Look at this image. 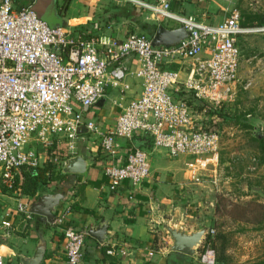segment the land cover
Instances as JSON below:
<instances>
[{"label": "built area", "instance_id": "1", "mask_svg": "<svg viewBox=\"0 0 264 264\" xmlns=\"http://www.w3.org/2000/svg\"><path fill=\"white\" fill-rule=\"evenodd\" d=\"M128 1L149 10L153 19L184 25L189 36L171 46H154L153 38L143 32L125 39L79 38L64 26H50L31 5L17 8L13 0H0V193H14L17 201L5 211L4 229L12 227L6 216L22 215L27 221L33 215L31 201L21 199L23 169L46 164L59 146L72 149L81 126L101 140L109 158L104 174L111 191L139 188L151 175L145 149L134 148L116 163L117 138L130 139L142 132L169 156H194L188 169L193 182H198L200 167L218 160L216 124L221 119L210 109L222 108L236 95L240 38L264 32V26L243 25L236 9L214 24L174 11L172 3L177 0ZM131 58L138 62L134 72L127 63ZM186 60L190 64L184 78L180 70L167 66ZM129 74L142 80V92L123 107L115 126L103 131L95 120H86L84 110L103 98L109 87H130L124 82ZM53 157L54 164L60 161ZM69 211L70 207L64 209L53 224L62 226ZM63 232L67 264H79L86 233L73 226ZM0 264H5L1 247Z\"/></svg>", "mask_w": 264, "mask_h": 264}, {"label": "crops", "instance_id": "2", "mask_svg": "<svg viewBox=\"0 0 264 264\" xmlns=\"http://www.w3.org/2000/svg\"><path fill=\"white\" fill-rule=\"evenodd\" d=\"M13 1L17 8L31 5L41 19L47 21L44 15L52 17L53 26H64L71 35L79 38L125 39L139 32L140 21L168 28L179 26L169 19L151 18L143 7L128 0ZM172 9L192 17L199 15L197 19L207 23L224 20L221 18L219 22H214V18H208V13L220 10L217 0H177L172 3ZM162 21L175 24H164ZM149 36L153 37L151 33ZM127 63L132 72L137 70L138 62L134 58ZM189 64L190 61L186 60L167 66L180 70L184 78ZM124 82L129 84L128 89L109 87L103 98L84 110L85 119L95 120L103 131L112 129L123 107L140 97L142 92V80L134 74H129ZM116 145V163H122L126 154L134 148L146 151L156 149L152 137L142 132L135 133L130 139L117 138ZM53 154L60 159L52 166L55 171L53 180L35 196L23 194L21 199L32 202L44 193L63 192L64 197L57 206L55 217L70 207L65 223L62 226L49 223L46 217L39 214H33L31 219L24 221L22 215L15 214L5 217L12 222V227L4 229L1 220L7 209L15 207L16 195L0 193V247L5 255V264H20L21 256L32 255L41 239L47 244L41 264H67L63 230L68 226L86 233L84 255L79 264H189L195 257L197 252L191 255L170 251L172 239L165 228L169 224L185 228L188 232L200 229L186 219L188 210L185 204L190 206L191 202L188 170L156 163L151 175L139 188L131 190L124 187L111 191L109 179L104 174L109 158L101 147L99 136L85 127L72 149L59 146ZM79 154L89 159L87 171L83 174L63 173L65 158ZM104 222L107 223V237L103 242L87 234L89 228ZM108 249L114 253L109 254Z\"/></svg>", "mask_w": 264, "mask_h": 264}, {"label": "rangeland", "instance_id": "3", "mask_svg": "<svg viewBox=\"0 0 264 264\" xmlns=\"http://www.w3.org/2000/svg\"><path fill=\"white\" fill-rule=\"evenodd\" d=\"M217 1L220 10L207 15L214 22L235 9L242 17L251 12L264 13V0ZM198 17L194 16L196 20ZM151 31L139 30L145 34ZM239 46L237 93L223 104L224 116L216 124L220 136L218 160L199 168L197 183L189 178L191 202L190 206L185 204L186 219L193 226L209 230L189 264H264V32L245 35ZM148 152L152 172L156 163L188 170L195 160L186 154L169 156L163 148ZM53 156L48 159L51 166L55 165ZM50 176L55 177V171Z\"/></svg>", "mask_w": 264, "mask_h": 264}, {"label": "water", "instance_id": "4", "mask_svg": "<svg viewBox=\"0 0 264 264\" xmlns=\"http://www.w3.org/2000/svg\"><path fill=\"white\" fill-rule=\"evenodd\" d=\"M41 13V12H40ZM47 18L48 23L53 26L54 20L52 17ZM189 36V31L184 25H179L175 28H168L164 25H159L153 34L154 46H171L180 43L182 40ZM84 127L81 126L78 129V133L81 134ZM89 159L84 155H75L65 158L62 165V172L69 174H83L87 171ZM63 192L56 193H44L39 195L36 200L32 201L29 205V211L33 214H39L47 218L49 223H53L55 219V212L60 201L63 199ZM165 228L169 232L172 243L169 247L170 251L183 252L194 255L197 252L198 247L202 244L203 239L208 233L207 228H200L198 230H192L188 232L185 228H179L166 224ZM87 234L96 238L98 241L103 242L107 237V223H101L96 227H91L87 231ZM47 244L44 239L37 244L32 255H23L20 258V264H41Z\"/></svg>", "mask_w": 264, "mask_h": 264}, {"label": "trees", "instance_id": "5", "mask_svg": "<svg viewBox=\"0 0 264 264\" xmlns=\"http://www.w3.org/2000/svg\"><path fill=\"white\" fill-rule=\"evenodd\" d=\"M241 23L246 26H263L264 25V13L260 12H251L245 14ZM140 27L143 30L152 29L150 32L153 35V30H156L158 26L156 24H150L147 22H139ZM149 35V34H148ZM241 40V38H240ZM240 42V41H239ZM210 113L218 114V116L223 117L224 113L222 112V108L218 110L210 109ZM54 168L50 165V163L43 167H37L34 169H23L21 174L22 180V192L25 195L35 196L37 192L41 191L42 188L50 184L53 178L50 176L51 173H54ZM208 238H211V235H208ZM213 247L216 248V245L213 244Z\"/></svg>", "mask_w": 264, "mask_h": 264}]
</instances>
